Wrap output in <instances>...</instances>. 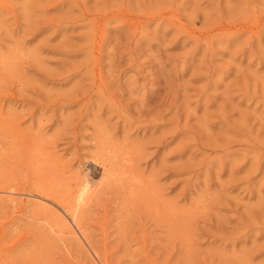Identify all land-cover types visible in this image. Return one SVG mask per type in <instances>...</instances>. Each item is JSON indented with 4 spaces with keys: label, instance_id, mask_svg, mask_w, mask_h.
<instances>
[{
    "label": "rangeland",
    "instance_id": "374dc122",
    "mask_svg": "<svg viewBox=\"0 0 264 264\" xmlns=\"http://www.w3.org/2000/svg\"><path fill=\"white\" fill-rule=\"evenodd\" d=\"M0 264H264V0H0Z\"/></svg>",
    "mask_w": 264,
    "mask_h": 264
},
{
    "label": "bare ground",
    "instance_id": "6f19581e",
    "mask_svg": "<svg viewBox=\"0 0 264 264\" xmlns=\"http://www.w3.org/2000/svg\"><path fill=\"white\" fill-rule=\"evenodd\" d=\"M100 131V130H99ZM100 162V161H99ZM100 166H103V174L102 175H106L107 171L106 170L107 168H105V163L102 162V165ZM89 182L92 186H95L96 183H98V185L94 188V190L91 192V194H89L88 192V189H82L81 185H82V176H80L76 183L74 184L73 188L72 187H69L68 188V195H69V200L67 201L66 204H62V207L61 209L63 210L64 214L62 213V219L64 221H66V225L69 229V231H73V225L77 228V229H80V226H79V216H80V213L82 211V209L84 208L85 205H87L91 198L93 197L96 189L98 188L99 185H101L103 182L102 180L101 181H94L93 178L89 177ZM42 197V196H41ZM55 197V195H54ZM60 198V197H58ZM61 212V211H60ZM70 221H72V224H70L69 222V219Z\"/></svg>",
    "mask_w": 264,
    "mask_h": 264
},
{
    "label": "clouds",
    "instance_id": "9594fccd",
    "mask_svg": "<svg viewBox=\"0 0 264 264\" xmlns=\"http://www.w3.org/2000/svg\"><path fill=\"white\" fill-rule=\"evenodd\" d=\"M103 179V178H102ZM101 179V180H102ZM99 183V182H98ZM98 183L95 184V186H92L89 182V174L87 172H84L82 174V189H88L89 194L94 190V188L98 185Z\"/></svg>",
    "mask_w": 264,
    "mask_h": 264
}]
</instances>
